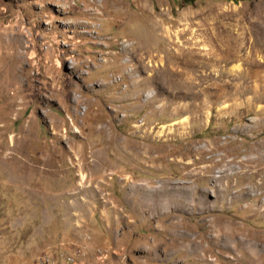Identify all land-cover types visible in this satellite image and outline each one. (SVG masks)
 I'll list each match as a JSON object with an SVG mask.
<instances>
[{
  "label": "rangeland",
  "instance_id": "rangeland-1",
  "mask_svg": "<svg viewBox=\"0 0 264 264\" xmlns=\"http://www.w3.org/2000/svg\"><path fill=\"white\" fill-rule=\"evenodd\" d=\"M0 264H264V0H0Z\"/></svg>",
  "mask_w": 264,
  "mask_h": 264
},
{
  "label": "trees",
  "instance_id": "trees-1",
  "mask_svg": "<svg viewBox=\"0 0 264 264\" xmlns=\"http://www.w3.org/2000/svg\"><path fill=\"white\" fill-rule=\"evenodd\" d=\"M237 1V0H234ZM184 6L185 5H190V4H194L196 2V0H182Z\"/></svg>",
  "mask_w": 264,
  "mask_h": 264
}]
</instances>
